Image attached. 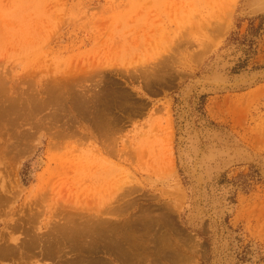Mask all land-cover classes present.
<instances>
[{
	"label": "rangeland",
	"instance_id": "obj_1",
	"mask_svg": "<svg viewBox=\"0 0 264 264\" xmlns=\"http://www.w3.org/2000/svg\"><path fill=\"white\" fill-rule=\"evenodd\" d=\"M0 251L264 264V0H0Z\"/></svg>",
	"mask_w": 264,
	"mask_h": 264
},
{
	"label": "bare ground",
	"instance_id": "obj_2",
	"mask_svg": "<svg viewBox=\"0 0 264 264\" xmlns=\"http://www.w3.org/2000/svg\"><path fill=\"white\" fill-rule=\"evenodd\" d=\"M101 227H102V225H101ZM108 228V227H107ZM106 228V229H107ZM105 229V228H104ZM76 229H75V227H74V225L73 224H70V225H66V227H63V234L64 235H62V237H63V239H65V240H69L70 241V243L71 242H73V244L72 245H74V242H75V244L76 243H78V242H80V240H84V239H82L83 237L85 238V237H89L90 236V234H91V238L89 239V241L91 242V252H93L94 253V255H96V253L98 254L99 252H101L102 251V253L105 251V249H106V246H107V241H108V238H109V236H110V234L107 232V234L103 231V229H101V230H99V232L97 231L96 232V230L97 229H93V228H90V229H83V230H81V231H78V232H76L75 231ZM86 235V236H85ZM121 235H123V234H121ZM119 237H121L122 238V236H118V241H120L119 240ZM88 239V238H87ZM110 241V240H109ZM83 242V241H82ZM103 242V243H102ZM131 242V241H130ZM102 244V245H101ZM103 244H104V248L103 249H101V248H98V247H102L103 246ZM101 245V246H100ZM111 245V244H110ZM107 247H109V246H107ZM110 247H112V246H110ZM9 251V249H7V251H6V253ZM47 251H49V250H47ZM2 251H0V253H1ZM2 254V253H1ZM3 254H5L4 252H3ZM51 255V254H50ZM94 255H92V256H94ZM98 256V255H97ZM93 258H95V257H93ZM68 264H80V262L78 261V262H76V261H70ZM88 264V263H87Z\"/></svg>",
	"mask_w": 264,
	"mask_h": 264
}]
</instances>
